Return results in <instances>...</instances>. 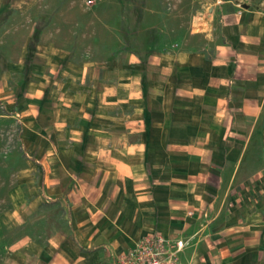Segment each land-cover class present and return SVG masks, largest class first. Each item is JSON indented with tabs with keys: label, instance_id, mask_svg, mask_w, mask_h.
<instances>
[{
	"label": "crops",
	"instance_id": "obj_1",
	"mask_svg": "<svg viewBox=\"0 0 264 264\" xmlns=\"http://www.w3.org/2000/svg\"><path fill=\"white\" fill-rule=\"evenodd\" d=\"M139 1L0 0V83L8 68L30 82L15 96L30 100L28 142L45 167L30 207L63 208L70 228L25 241V188L7 186L0 154V264L28 254L33 264H115L152 232L187 242L184 264H264V2L184 0L207 20L187 32L169 30L164 0ZM112 19L115 30L97 29ZM89 47L110 54L77 60ZM98 63L112 68L110 86L86 85ZM233 90L251 100L236 107ZM233 114L254 121L232 123ZM44 220L39 232L55 224Z\"/></svg>",
	"mask_w": 264,
	"mask_h": 264
},
{
	"label": "rangeland",
	"instance_id": "obj_2",
	"mask_svg": "<svg viewBox=\"0 0 264 264\" xmlns=\"http://www.w3.org/2000/svg\"><path fill=\"white\" fill-rule=\"evenodd\" d=\"M183 1L184 0H164L162 1V4L160 7H162L165 11H167L169 14H172L173 16V17L172 16L169 17L167 21L169 30L170 29L176 30V28H179L180 30H188L187 32H189L191 30L198 31V30L205 29L206 28L205 24L207 23V20L206 19L200 20L198 16L197 18H193V14L195 13L196 8L194 9V12L191 11L190 2L187 1V3L186 2L183 3ZM256 1L264 2V0H256ZM133 4L134 3L130 4L132 9L134 7ZM134 5H136L137 7L140 6V7H146L147 9H150V7H154L156 4L155 3L150 4L149 1H146L145 3L144 0H140L138 4L136 3ZM181 11L183 15L181 14ZM178 12L180 13L181 17H179V19H175V15L178 14ZM69 16H70V19L66 21L74 23L76 21L75 16L72 14H69ZM37 18L26 19L25 21L26 28L24 30H32L35 21H37ZM133 22L134 20L130 22L128 21V24L135 25V23ZM159 22L156 20V22H152V23L153 25L155 24L158 25ZM115 23L116 21L112 19L109 24V29L107 27L106 29L97 27V29L98 30H115L116 29L114 27ZM57 24H58V21H57ZM212 24H215V27L217 28L216 30H219V25H218L217 20L212 21ZM17 25L18 24L14 23L11 30H16ZM63 29L64 28L62 24H59V26L57 27V30H63ZM102 39H103L102 45L108 48H109V44H112V42L113 43L115 42L114 37H112L111 34H107V32L103 34ZM197 41L199 42V44H205V38L203 36L197 37ZM56 44L59 45L57 42ZM60 45H62V43ZM17 48H18L17 46L14 47L13 50L16 49L18 51L16 50L11 51L12 55L9 56V59L11 60L12 63L13 62L15 63L16 61H19V59H21L20 57L21 50ZM108 53L109 51H107L106 54L103 53L105 54V56L103 57L100 51H95V50L93 51L89 47L87 50H84L83 52H81L80 53L81 55L79 54V57L81 59H78L77 57V60L86 59L89 61L91 60L93 62L100 63L103 60L106 61L105 60L106 57H108L110 54ZM242 53L243 52H241V54ZM73 56L75 55L73 54ZM99 63L93 67L92 66L89 67L88 73L92 74V76L88 77V79H91V80L86 82L87 86L92 87V85L94 86L97 85L98 87L101 88L102 86L105 87L107 85L109 86L111 85L112 76L114 74L111 71L112 68L107 67L109 65H102ZM6 69L7 68L0 67V70L6 71ZM13 69L14 68H8V71H7L8 75L6 76L7 78L5 82L2 84L0 83V154H2V157H6V160H7V165H2L3 170H6L8 172L7 186L14 187L17 184L23 183V186L25 188V191H24L25 193L23 194L22 197L20 196V198L23 200L18 201L19 203L18 205L19 207L21 206L23 210L22 212L23 218H21V220H23V223H24V232H23L24 238H25V241L29 242V239L31 238V236L40 235V237L45 236V239H46L48 235L50 236L53 234L58 235V233H62L64 232V230H69L70 228L67 225H64V223L66 222L67 212H65L63 208H59L56 211H52L50 213H48V209L45 206H39V209L36 208L37 211H34V212L31 210L30 206L32 204H35L37 200V196L34 193V191H36V189H40L41 191L42 188L43 189L46 188L45 167L42 164L40 157L37 154L33 153L32 151L33 149L29 146V142H28L30 141L31 134L33 132L31 131V127H29L28 129L25 126L24 119H23L24 118L23 112L27 111L29 107L28 102L30 100H26V99L21 100L19 98H16L15 96L16 93L19 90H21L23 86L28 85L27 88L29 89L31 84L30 82H28V84L21 83V80L24 78L20 75V69L19 71H16L15 69L14 70ZM26 70L28 69L25 68V71ZM106 70L107 72L109 71L108 74L105 73ZM99 78L100 80L96 81ZM36 80L37 79L34 78V81ZM78 85L79 84H77L76 86ZM238 85L240 86L239 88L242 89V87L245 86V82H238ZM241 91L233 90V92H231V97L233 99L232 102L233 104L236 103V107L240 101V98L238 97L251 100L249 96H247L248 98H246ZM234 100H236L235 103H234ZM247 104L250 106V102H248ZM231 117H232V123H238L240 121L242 122V121H245V119H247L248 124L254 121L253 120L254 118H252V116L244 115V114H233L231 115ZM259 123H264V114H261ZM34 128H33L34 132L35 131L39 133L41 132L40 129H36V128L34 129ZM43 134L46 135V133H43ZM21 171H23V173H20ZM7 197H8V200H10V195H8ZM43 197L45 198L46 202H51L50 200L47 199V196L45 194L43 195ZM3 202L4 201H2V203ZM13 202L17 203L16 199H14ZM49 217L53 219L52 222L55 224L54 225L52 224L53 227L49 228L47 226V223L45 222L46 224L42 225L43 226L41 229L42 231L39 232L38 227H37V223H38L37 220H42V219L44 220ZM181 259L185 263V257H183V255L181 256ZM7 264H16V262L15 260L11 259V260H8ZM17 264H33L30 254L25 256L22 260L18 261Z\"/></svg>",
	"mask_w": 264,
	"mask_h": 264
},
{
	"label": "built area",
	"instance_id": "obj_3",
	"mask_svg": "<svg viewBox=\"0 0 264 264\" xmlns=\"http://www.w3.org/2000/svg\"><path fill=\"white\" fill-rule=\"evenodd\" d=\"M187 242L166 237L159 232L143 236L115 261V264H184L181 254Z\"/></svg>",
	"mask_w": 264,
	"mask_h": 264
}]
</instances>
